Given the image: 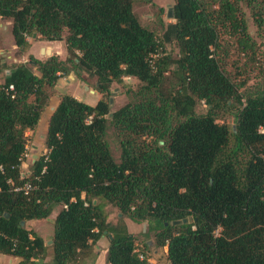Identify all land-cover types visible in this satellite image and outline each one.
Masks as SVG:
<instances>
[{
	"label": "trees",
	"instance_id": "trees-1",
	"mask_svg": "<svg viewBox=\"0 0 264 264\" xmlns=\"http://www.w3.org/2000/svg\"><path fill=\"white\" fill-rule=\"evenodd\" d=\"M238 1L210 8L175 0L163 38L175 41L173 57L159 55L163 40L141 25L133 0H0V16L11 22L22 52L29 36L40 35L64 39L68 53L63 61L29 54L12 64L0 54L1 254L20 258L16 264L45 257L44 238L26 223L60 206L48 264L76 263L103 234L111 236L108 264H149L124 218L147 223L168 264H264V82L239 93L214 55L218 23L240 29L242 44L250 45ZM67 63L78 76L95 75L101 97L91 105L62 93L48 120L47 152L33 159L30 176H21L26 131L36 128L46 87ZM123 76L139 85L111 111L105 95ZM200 100L203 113L196 112ZM226 115L233 124L218 121ZM109 127L118 132V160ZM25 180L36 188L13 190ZM110 204L120 214L116 223L108 221Z\"/></svg>",
	"mask_w": 264,
	"mask_h": 264
},
{
	"label": "rangeland",
	"instance_id": "rangeland-1",
	"mask_svg": "<svg viewBox=\"0 0 264 264\" xmlns=\"http://www.w3.org/2000/svg\"><path fill=\"white\" fill-rule=\"evenodd\" d=\"M202 1L207 7H218L217 3L219 0ZM174 3L175 0H133V12L141 25L154 31L157 38L163 40L166 24L174 21L173 18L167 17L168 9L172 7ZM238 6L241 11L240 17L245 23V32L249 37L250 45L244 46L242 44L243 34L240 29H237L228 23H218V39L217 46L214 49V55L218 59L221 68L235 84L238 92L242 93L244 90L254 89L264 82V22L261 26L257 22L258 18L264 20V0H239ZM10 27L11 22L0 16V54L3 55L7 64L13 63L12 57L20 60V62H26L30 55L28 54V51L22 52L14 45L10 33ZM28 40L33 44V50L38 56L36 58H39L40 60L44 61L50 55H55L59 60L63 61L68 56L64 39L48 41L42 39V37L38 35L35 39L29 36ZM39 46L46 48L44 53H37ZM163 46L164 49L159 50V55L166 53L173 57L177 56L178 48L174 40H163ZM47 48L51 49L50 54H47ZM8 55L10 56L9 58L7 57ZM63 67L64 69L61 70L59 78L56 80L54 86L46 87L47 94L50 96L49 99H47V105L40 122L41 129L43 130L47 114L53 111L56 102L62 93H78L83 95L90 104H93L95 100L101 97V94L94 88L96 85L95 75L86 71H81L80 76H78L69 68L70 66L68 63L64 64ZM34 72L38 75L40 74L37 69H34ZM65 79L67 81H65ZM84 85L89 86V88L93 89L95 92L92 93L88 90H84ZM138 85L139 81L133 76H123L121 82H113L110 87L111 93L105 95V98L109 103L111 101V106H109L110 110L114 111L128 102L130 100V90L136 89ZM30 100H33V96H30ZM205 110L206 104L203 100L198 101L196 104V112L203 113ZM218 121H225L226 123L233 124L234 118L230 115H226L224 119H219ZM38 132L34 133L35 136H33V138L32 135H30L31 133H28L27 135V156H23V163L20 166V172L28 174L27 176H30L33 171L32 154L35 153L38 157L47 152V149L43 151L42 144L44 142L40 138ZM117 134V130L109 127L106 138L109 142L113 156L118 160L120 148L119 136ZM31 142L39 144L40 148L35 150L29 145ZM59 207L60 206H57L54 211L51 212L49 217L52 218V214L56 212ZM108 211L110 215V223H116L118 214L117 208L110 204L108 205ZM26 226L35 229H43L44 240L48 250L46 256H48L51 251L50 244L53 237V234L51 233V231H53V225L45 218L40 221H30L26 223ZM134 236L136 248L141 251L144 250L148 257L149 264H168L165 247L156 245L154 233L148 231L147 223L145 221L137 224L136 229H134ZM106 238H108L107 235ZM47 240L50 241L48 242ZM146 242H149L147 246L145 245ZM85 253V251L80 252L77 259L79 261L88 262L92 254L94 255V249H91L89 255H86ZM45 257L35 261L36 264H46ZM7 258H9V256H7ZM6 263L12 264L9 260L8 262L6 260ZM71 264H78V262Z\"/></svg>",
	"mask_w": 264,
	"mask_h": 264
},
{
	"label": "crops",
	"instance_id": "crops-1",
	"mask_svg": "<svg viewBox=\"0 0 264 264\" xmlns=\"http://www.w3.org/2000/svg\"><path fill=\"white\" fill-rule=\"evenodd\" d=\"M12 37V36H11ZM31 48H32V50H31ZM41 48H42V46H39L38 47V49H37V53L38 54H40L41 53ZM30 51V52H29ZM36 52H34V50H33V44H31V46H30V48H29V50H28V54H32V55H34L35 57H38L37 56V54H35ZM65 81H67L66 79H65ZM69 94H72V95H74L77 99H80V100H82V101H85V102H87V100H86V98L83 96V95H80V94H78V93H69ZM58 102V101H57ZM57 102H56V104H57ZM95 102H96V100H95ZM94 102V103H95ZM87 103H89L90 104V102H87ZM93 103V104H94ZM93 104H91V105H93ZM56 106V105H55ZM50 114H51V112L50 113H48L47 114V116H46V122H45V124H44V130L43 129H41V124H40V122H41V119H42V115H41V118H40V120H39V122H38V124H37V126H36V128L34 129V130H27L26 131V135H28V133H31L30 135H32V138H33V136H35V134L34 133H36V132H38L39 133V136H40V138L44 141V136H45V133H46V131H47V124H48V120H49V117H50ZM43 126V125H42ZM32 148H34L35 150H38L39 148H40V145L39 144H35L34 142H31L30 144H29ZM42 148H43V151L46 149V147L44 146V143L42 144ZM33 156H36L37 154H35V153H33L32 154ZM32 156V157H33ZM54 211V210H53ZM52 211V212H53ZM57 212V211H56ZM56 212H54L52 215V218L51 217H48V218H46V220L47 221H49V223L50 224H52L53 225V221L52 220H54V217H55V215H56ZM118 215H119V213H118ZM33 221H40V220H33ZM108 221H110V216L108 217ZM124 221H125V223H126V225H127V227H128V230L131 232V233H133L134 234V229H136V227H137V224L138 223H136V222H134V221H132L131 219H125L124 218ZM38 223H40V222H38ZM35 231H37L43 238H44V231H43V229L41 228V229H35V228H33ZM51 233L53 234V231H51ZM109 238L110 237H108V238H106V235L105 234H103L94 244H92V250L94 249V255L92 254V256L90 257V260L88 261V262H84V261H79L78 259H77V262H78V264H108L107 263V261H106V253H107V247H108V244H109ZM52 240V239H51ZM48 242L50 241V240H47ZM52 242V241H51ZM165 249H166V247H165ZM48 251V250H47ZM50 259H51V251H50V254H48V256H46L45 257V261H46V264H47V262H49L50 261ZM6 260H7V262H8V260L12 263V264H16L19 260H20V258H17V257H9V258H7V256L5 255V254H1L0 253V262H3V263H6ZM36 260H38V259H36ZM10 264V263H9Z\"/></svg>",
	"mask_w": 264,
	"mask_h": 264
},
{
	"label": "built area",
	"instance_id": "built-area-1",
	"mask_svg": "<svg viewBox=\"0 0 264 264\" xmlns=\"http://www.w3.org/2000/svg\"><path fill=\"white\" fill-rule=\"evenodd\" d=\"M7 57L9 58L10 56L8 55ZM12 59H13V61H18V62L20 61V60H17L15 57H13ZM7 72H8V70H7ZM10 88H12V85H10ZM24 155L27 156L26 150L22 155V163H23V156ZM22 163H21V165H22ZM20 173H21V176H27L28 175V174H25L24 172H20ZM35 188H36V185L33 184L30 180H25L22 183L16 184V185L13 184V190L14 191H20V192H23L24 194H28L30 191H32ZM139 257L143 258V254L140 253Z\"/></svg>",
	"mask_w": 264,
	"mask_h": 264
},
{
	"label": "water",
	"instance_id": "water-1",
	"mask_svg": "<svg viewBox=\"0 0 264 264\" xmlns=\"http://www.w3.org/2000/svg\"><path fill=\"white\" fill-rule=\"evenodd\" d=\"M172 16H173V8L172 7H170L169 9H168V12H167V17H169V18H172ZM46 50V48L45 47H42L41 48V53H44V51ZM51 53V49L50 48H47V54H50ZM72 76V75H71ZM84 90H88L89 92H92V93H94L95 91L93 90V89H90L89 88V86H87V85H84ZM109 106H111V101H110V103H109ZM112 113H110V115H111ZM37 157V155L36 156H33V159H35ZM120 215V214H119ZM53 222H54V220H52ZM187 221V218H183L182 219V222H186ZM181 222V220H174V221H172V223L173 224H178V223H180ZM23 223V222H22ZM144 227V226H143ZM110 238H111V236H110Z\"/></svg>",
	"mask_w": 264,
	"mask_h": 264
}]
</instances>
